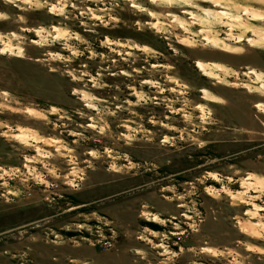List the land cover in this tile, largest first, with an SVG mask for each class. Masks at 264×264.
I'll use <instances>...</instances> for the list:
<instances>
[{"label": "rangeland", "instance_id": "obj_1", "mask_svg": "<svg viewBox=\"0 0 264 264\" xmlns=\"http://www.w3.org/2000/svg\"><path fill=\"white\" fill-rule=\"evenodd\" d=\"M0 264H264V0H0Z\"/></svg>", "mask_w": 264, "mask_h": 264}, {"label": "bare ground", "instance_id": "obj_2", "mask_svg": "<svg viewBox=\"0 0 264 264\" xmlns=\"http://www.w3.org/2000/svg\"><path fill=\"white\" fill-rule=\"evenodd\" d=\"M169 1L170 0H162V2H164V3L169 2ZM209 13H211V11ZM213 64H212V66H213ZM196 65L199 68V70L202 72L203 75L211 77V78L216 77V74L209 67H207L206 64H204L203 62H197ZM215 65L217 66V68L221 69L217 64H215Z\"/></svg>", "mask_w": 264, "mask_h": 264}]
</instances>
